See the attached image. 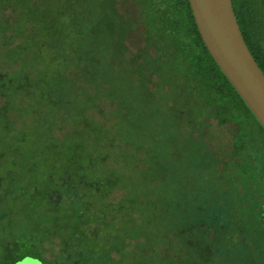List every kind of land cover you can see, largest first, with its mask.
Listing matches in <instances>:
<instances>
[{"label": "trees", "instance_id": "16d2710c", "mask_svg": "<svg viewBox=\"0 0 264 264\" xmlns=\"http://www.w3.org/2000/svg\"><path fill=\"white\" fill-rule=\"evenodd\" d=\"M72 1L0 0V47L3 45L0 58L4 65L16 64L12 68L0 66V93L5 95V100L0 104V264H26L29 260H37L42 264H123L125 260L126 264H203L198 255L179 260L175 248L172 247V252H169L164 248L165 244L162 246L164 254L159 251V234L154 227L157 224H168L171 220V214L166 208L163 211V205L157 207L161 209H156L154 213L143 212L142 207L136 220H140L145 213L146 221L144 225L137 227L130 223V220L135 219L133 213L125 211L126 221L111 230L109 215L114 203L104 201V198L107 199L113 185L127 186L134 197L140 195L139 189L149 186L157 176L147 172L145 178L133 176L131 182L127 183L126 176L121 175L115 183L119 173L116 176L113 174L122 172L124 167L118 166L115 172L106 170L105 159L109 156L120 159L121 162L125 159L124 166L128 158L139 157L141 151L145 153L150 149L144 143L145 139H149L155 142V147L151 149L152 162L157 159L159 151L165 152L166 158L167 154H180L183 159H166L173 164L176 162L178 168L183 167L187 157L196 165H201L198 163L206 160L207 165L200 169L203 170L205 179L212 180V186L208 190L201 189L197 195L202 200L209 199L211 203H208L216 211L225 214L231 212L227 214L233 220L238 217V223L242 222L238 210L245 207L256 210L257 220L264 223V153L261 149L264 128L208 51L189 0H166L163 4L167 5V9L161 15L159 10L150 9L154 0H144L146 30L142 33V38L146 40V46L151 44L155 47L159 42L171 45L168 47L173 49L170 56L184 63L186 79L183 81L185 88L182 92L196 118L197 132L207 126L218 130L228 122L236 124L238 129L232 142V153L238 158H224L223 150L216 151L196 136L199 153L183 149L176 134L177 126L173 122L168 121V124L162 126L155 124L154 127L146 119L138 121L141 114L130 112L131 105L128 101L120 106V110L124 114L125 109H128L129 114L134 115L130 116L134 126L128 125L136 131L128 126H117L119 123L113 121L110 125L99 121L94 124L88 114L91 103H79L78 99L82 97L80 91L77 92L70 86L77 69L82 68L84 72L80 80H85L88 86L86 99L99 93V89L104 91L103 95L118 102L122 98L110 88L113 76L108 70L103 83L97 79L96 60L103 59L102 52L92 56L91 50L97 53L93 45L94 30L91 27L94 21L88 17L86 22L83 17L73 14L77 3ZM88 1L92 6L93 0ZM232 1L247 46L264 72V0ZM9 4H14L16 9L21 8L20 15L14 17L13 14L4 12L5 6L8 7ZM172 7H175L174 12H170ZM64 13L69 14L70 18L64 17ZM122 24V31L116 29L113 42L115 49L121 54L124 49H128L125 40L130 22L123 19ZM65 34L71 39L70 47L55 49L53 46L56 44L61 47V39ZM154 36L158 42L154 41ZM18 37L22 38L15 42L14 39ZM142 53L143 49L137 54ZM151 60L152 55L149 61ZM99 66L104 69V62ZM71 69L74 70L72 76L68 74ZM150 70L153 74V69ZM78 79L79 77L75 81ZM69 88L74 91V95H70ZM91 88H94V93L88 91ZM61 110H65L66 114L53 122L59 131L67 123L82 124L79 129H71L69 126V132L64 137L66 142L56 136L52 129L53 123L42 124L45 118L50 121L55 119L54 114L58 116ZM25 116L32 117V120L24 122ZM125 118L128 119L129 115H125ZM213 119L217 120L216 123L212 122ZM84 125L86 128L90 125L97 135L90 143L84 142L80 137ZM144 125H149L147 133L152 140L145 133ZM195 130L190 129V132L194 134ZM63 142L68 152L60 149ZM133 145L134 153L131 150ZM241 152L243 154L239 155ZM200 153L204 154L203 159H196L195 162L193 158L199 159ZM240 167L243 172L239 171ZM122 178L124 181H121ZM164 179L167 180L162 178ZM185 180L187 179L183 178L181 182ZM181 186L184 187L182 183L174 187L180 189ZM181 191L175 207L185 199L186 192ZM99 196L103 204L93 206ZM91 198L93 204L87 210L72 211L79 210L78 206H74L77 199L90 202ZM24 204L26 207L22 208ZM255 204L261 211L256 209ZM135 205H138L137 200ZM196 205L198 204L189 207L195 208ZM165 207L173 206L165 204ZM183 212L185 214L189 211ZM22 214L26 220L21 219ZM45 214L55 228H62L61 231L67 234L61 237L58 233L48 235L38 220ZM72 219L73 222L65 225ZM191 219L197 221L198 217ZM215 220L220 222L219 217H215ZM30 221L39 222V232L31 235L30 239H20L22 234L15 229L16 222H21V226L28 228ZM150 221L153 222L152 226H149ZM226 223L229 229H242V226L237 227L229 219ZM122 234L124 239H120ZM54 237L59 240L52 241V247L46 249V241ZM137 244L142 251L137 250ZM51 253V259L45 258Z\"/></svg>", "mask_w": 264, "mask_h": 264}, {"label": "rangeland", "instance_id": "374dc122", "mask_svg": "<svg viewBox=\"0 0 264 264\" xmlns=\"http://www.w3.org/2000/svg\"><path fill=\"white\" fill-rule=\"evenodd\" d=\"M73 1L77 3L73 14L83 17V20L86 22L88 21V17L92 19L91 21H94V23L92 22L91 27L94 30L93 45L97 53L94 50H91L92 56L95 57L102 52L101 58L103 59L96 60L97 69L95 72L98 73L97 79L103 83L104 78L107 75L106 70H108L111 76H113V83L110 88L112 91L115 90L122 98V100L118 102L108 95H103L104 91L97 88L99 89V93L96 92L94 96L87 97V100L88 86L86 85L85 80H80V77L83 78L82 76L84 72L82 68L77 69L75 76L73 77V83L70 86L77 92L80 91L82 97L78 99L79 103L83 101V105H86L87 102L91 103V106L88 108V114L91 116L92 120H94V124L95 121H99L105 125H110L113 121L119 123L117 126H128L136 131L135 128L128 125L129 123L134 126V122L130 118V116L134 117V115L129 114L128 109H125L124 114H122L123 112L120 110V106L128 101L129 105H131L130 112L141 114L138 117V121H144L146 119L148 123L154 127L155 124L162 126L168 124V121L169 123L173 122L177 126L176 134L183 149L199 153V148L196 146L198 141L194 137L196 136L209 144L216 151L218 149L223 150L222 155L224 158H228L229 160H236L238 158V156H235L232 153V146H234L232 142L235 137V132L238 129L236 124L228 122L218 130H215L211 126L204 127L199 132L195 130V127H197L196 118L190 111V108L186 103L187 98L182 92L185 88L183 81L186 79V68L184 63L170 56V51L173 49L168 47L171 45H168L165 42H159L155 47L148 44L147 46L151 49L149 50L145 45L146 40L142 38V33L146 30L143 9L144 0H93L92 6H90L91 3L88 0ZM165 1L166 0H154L150 9L155 11L159 10L160 15L165 13V9H167V5L163 4ZM89 7L91 8L89 9ZM20 9H16L14 4H9L8 7L5 6L3 11L11 13L16 17L20 15ZM174 11L175 7H172L170 12ZM64 17L70 18L67 13H64ZM123 19L130 22V27L127 29L128 35L126 34L127 38L125 40V46H127L128 49H124V53L121 54L119 50L115 49L113 42L116 37V29L120 32L122 31ZM10 33L11 32H9V34ZM21 38L22 37H18L14 40L17 42ZM70 41L71 39L69 36L65 34L61 39V47L57 44L53 47H55V49H67L70 47ZM154 41L158 42L155 36ZM2 49L3 45L0 47V56ZM31 49L32 48H30V50ZM142 49L143 53L138 55L137 53ZM134 54L137 55L134 57ZM151 55L152 60L149 61ZM90 60H93V58ZM102 62H104V69L99 66ZM1 64H3V60L0 58V66H6V68H12L13 65L16 66V64ZM150 69H153V74ZM73 72L74 70L71 69L68 74L72 76ZM78 77L79 79L75 81ZM93 89L94 88H91L88 91L94 93ZM69 93L70 95H74V91L70 88ZM4 100L5 95L0 93V104ZM59 112H61V114L58 116L57 114H54L55 119L52 118L50 121L48 118H45L42 121V124H51L58 120V117L66 114L65 110ZM125 115H129V118L126 119ZM23 120L24 122H26V120L31 121L32 117L25 116ZM213 121L216 123L217 120L213 119L212 122ZM140 124L143 126L142 122H140ZM69 126L71 129L74 127L79 129L82 127V124L74 125L67 123V125H63L59 131L53 123L52 129L59 139L66 142L64 137H66L69 132ZM85 126L86 125L83 126L84 129H82L80 137L84 142L90 143L97 135L90 125L87 128ZM144 126L146 128L145 133L149 136L148 138L151 139V135L148 134L149 125ZM193 128L195 130L194 134L190 132V129ZM221 131L223 133H221ZM158 139H161V136H158ZM127 143L129 142L127 141ZM144 143L147 144L150 149L145 153L141 151L139 157H137V155L136 157L134 156V159L128 158L124 166L123 161H125V159H123L122 162L119 161L120 159H115L111 156L105 159L107 164L104 168L106 170H113V172H115L118 166L125 168H122V172L113 174L116 176L119 173L114 181L115 183L121 175L126 176L125 182L127 183L131 182L133 176L145 178L147 172H149L150 175L154 173L157 176L151 180V184H148L149 186L139 189V193L136 192L140 195H135L134 197V193L131 192L127 186L117 187V184L113 185L114 188L111 189L110 194L107 195V199L104 198V201L107 200L110 203H114V206L111 204L112 208L110 209L109 215L112 221L109 224L111 230H114L115 226L117 227L121 225L124 223V220L127 219L125 211H131V213H133L135 219L130 220V223L137 227L138 225H144L146 221L145 213L141 215L140 220H136L141 213L142 207L143 212L154 213L161 209H157V207L163 205V211L165 212L166 208L167 212L171 214V220L168 224H157L154 227L159 234V251L162 254H164L162 252V246L165 244L164 248L169 252H172V247L175 248V254L179 256V260L192 257V255H198L203 264H264V223L257 220V211L248 207L241 210L239 209L238 214L239 217L242 218V222L240 223H238V217L233 220L229 214H227L231 212L225 214V212L216 211V209L209 204L211 201L208 198L209 203L208 201L202 200L201 196L197 195L201 189L206 188L208 190L212 186V180H209V178L205 179L203 170L200 169L204 167V165H207L208 162L206 160L198 163L201 165H196L191 158L187 157L185 158L183 167L178 168L176 162L173 164V162L166 159H174L175 157L182 158L180 154L176 156L167 154L166 158L164 155L166 153L159 151L158 153L160 154L157 159L152 162L153 159L151 158V154L155 147V142L145 139ZM64 146L63 142L60 149L68 152ZM261 149L264 153V142L261 144ZM131 150L134 153V145L131 146ZM242 154V152L239 153V155ZM199 155L201 156L199 159L196 157L193 158L195 162L196 159H203L202 156H204V154L200 153ZM241 168L242 167L239 168V171L243 172L240 170ZM98 173L99 175L101 174L100 172ZM162 178H166L169 181L165 183L164 181L167 180H162ZM183 178L187 180L181 182ZM121 181H124L123 178ZM144 181H147V179H144ZM239 182L240 180H238L237 183L239 184ZM180 183H182L184 187L181 186L180 189L174 187ZM181 190H185L186 192V194H184L185 199L180 201L178 207H175V201L179 198V193L182 192ZM134 198L138 201L137 206L135 205L136 200ZM100 199L101 197L99 196L95 204L91 201L93 200L92 198L90 199V202L88 200L81 201L78 205L79 210L73 209L72 211L82 212L81 209L87 210L92 204L93 206L103 204L100 202ZM192 201H195L196 203ZM165 204H170L173 207H165ZM194 204L198 205H196L195 208L189 207ZM255 205L256 209L259 210L260 208L258 205ZM24 207H26L25 204L22 205V208ZM183 210L189 212L184 214ZM218 212L219 216L217 214ZM194 216L198 217L197 221L191 219ZM63 217H65V215ZM215 217H219L220 222L216 221ZM47 218L48 215L45 214L42 218H38V220L42 223L41 228L47 232L48 235L58 233L61 234L59 235L61 237L67 234L64 231H61L62 228H55L50 219ZM21 219L26 220L24 214L21 215ZM227 219L236 224L237 227L238 225L242 226L241 231L239 230L240 228L235 227L229 229V226L226 223ZM73 221L74 219L65 223V225H68ZM152 221L149 222V226L153 225ZM39 222H28V228L21 226V222H16L15 229L22 234L20 239L22 237L30 239L31 235L38 233ZM76 222L79 221L76 220ZM122 238L124 239L123 234L120 239ZM58 240V237H54L46 241V249L52 247V241ZM140 247L141 246L137 244V250L142 251L143 249H140ZM49 252H52V250ZM55 254L56 253H53V255ZM116 256L118 257V255ZM51 257L52 253L45 256L47 259H51ZM29 259L30 258H27V260ZM126 261L127 260L123 261V264H126ZM26 264H42V262L29 260Z\"/></svg>", "mask_w": 264, "mask_h": 264}, {"label": "water", "instance_id": "95a60500", "mask_svg": "<svg viewBox=\"0 0 264 264\" xmlns=\"http://www.w3.org/2000/svg\"><path fill=\"white\" fill-rule=\"evenodd\" d=\"M211 56L264 128V72L248 48L232 0H189Z\"/></svg>", "mask_w": 264, "mask_h": 264}, {"label": "clouds", "instance_id": "9594fccd", "mask_svg": "<svg viewBox=\"0 0 264 264\" xmlns=\"http://www.w3.org/2000/svg\"><path fill=\"white\" fill-rule=\"evenodd\" d=\"M191 7V6H190ZM192 10V9H191ZM241 30V29H240ZM242 32V31H241ZM243 34V33H242ZM244 37V36H243ZM245 39V38H244ZM246 42V41H245ZM247 44V43H246ZM155 45H156V43H155ZM81 201H84L83 199H77V201H76V203L74 204V206H78L79 205V203L81 202Z\"/></svg>", "mask_w": 264, "mask_h": 264}]
</instances>
